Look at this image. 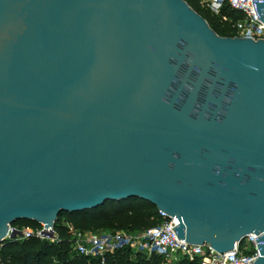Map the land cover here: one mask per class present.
<instances>
[{
  "label": "water",
  "instance_id": "obj_1",
  "mask_svg": "<svg viewBox=\"0 0 264 264\" xmlns=\"http://www.w3.org/2000/svg\"><path fill=\"white\" fill-rule=\"evenodd\" d=\"M130 197L264 264V39L185 0H0V242Z\"/></svg>",
  "mask_w": 264,
  "mask_h": 264
},
{
  "label": "trees",
  "instance_id": "obj_2",
  "mask_svg": "<svg viewBox=\"0 0 264 264\" xmlns=\"http://www.w3.org/2000/svg\"><path fill=\"white\" fill-rule=\"evenodd\" d=\"M208 23L219 36L231 37L236 34L234 24L243 18V12L224 1L219 11H211L205 0H185ZM163 218L157 208L146 200L130 197L120 201L107 200L102 205L82 211H61L54 224L58 241L39 239L35 236L25 239L9 238L0 242V264H164L160 255L149 257L129 246L118 248L112 253L100 256H84L70 248L71 235L68 226L88 232H114L124 230L139 233L149 227L158 226ZM11 226L38 228L41 225L30 220H16ZM243 247V240L239 243ZM253 250L247 249L246 253ZM176 264H200L194 260L180 258Z\"/></svg>",
  "mask_w": 264,
  "mask_h": 264
},
{
  "label": "built area",
  "instance_id": "obj_3",
  "mask_svg": "<svg viewBox=\"0 0 264 264\" xmlns=\"http://www.w3.org/2000/svg\"><path fill=\"white\" fill-rule=\"evenodd\" d=\"M227 1L233 8L243 12V18L236 21L234 28L238 37H249L254 40L264 39V23L256 16L251 0H205L209 9L217 13ZM163 218L158 226L149 227L139 233H129L124 230L114 232L95 233L75 230L68 226L71 235L70 248L73 252L84 256H100L112 253L120 247L129 246L134 250L144 252L148 257L152 254L162 256L164 264H176L180 258L194 260L200 258V264H253L258 250L257 237L250 234L243 239V247L240 244L226 252H218L209 245L190 244L184 239H179L174 228L178 225L177 218L166 216L158 211ZM18 231L14 239H25L35 236L39 239L58 241V235L52 229V235L44 233L43 225L38 228H18L11 226L9 233ZM9 239V238H8ZM246 246H251V253H246Z\"/></svg>",
  "mask_w": 264,
  "mask_h": 264
},
{
  "label": "rangeland",
  "instance_id": "obj_4",
  "mask_svg": "<svg viewBox=\"0 0 264 264\" xmlns=\"http://www.w3.org/2000/svg\"><path fill=\"white\" fill-rule=\"evenodd\" d=\"M107 232H110V231H107ZM99 233H104V232H99ZM247 249H251V246H246Z\"/></svg>",
  "mask_w": 264,
  "mask_h": 264
}]
</instances>
